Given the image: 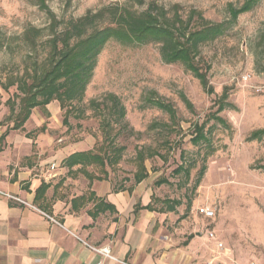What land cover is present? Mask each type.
Returning <instances> with one entry per match:
<instances>
[{"label":"rangeland","instance_id":"374dc122","mask_svg":"<svg viewBox=\"0 0 264 264\" xmlns=\"http://www.w3.org/2000/svg\"><path fill=\"white\" fill-rule=\"evenodd\" d=\"M40 1L0 0L1 133L12 125L10 103L18 102L15 86L6 89L2 84L46 53L39 44L30 53L22 37L25 29L42 28L47 36L51 32L47 11L60 21L59 31L68 20L89 11L101 13L97 24L106 25L117 9L145 7L133 6L129 0H43L45 7ZM149 1L163 6L169 16L177 12L187 18L197 10L207 21L223 24V33L199 45L197 54L209 64L212 92L181 63L164 62L159 43L124 44L111 39L97 56L82 101L58 109V101L53 100V116L42 114V125L34 127L37 118L17 133L33 137L48 126L59 145L70 142L81 151L106 148L110 153L100 126L103 120L109 122V139L124 150L118 163L105 166L108 181L117 188L134 184L136 154L142 148L148 171L142 181L152 189V206L159 209L179 202L174 210L165 211L171 216L167 230L174 237L212 230L223 248L212 245L211 264L216 258L223 263L255 264L264 246V132L253 135L264 129V0H250V9L236 18L229 8L237 9L247 0H145L146 4ZM108 94L124 108L122 119L116 112L102 110L112 104ZM152 100L169 104L174 119ZM197 127H201L199 139ZM153 151L160 156H148ZM87 170L100 174L96 165ZM161 179L166 182L157 184ZM203 208L213 210V217L206 218Z\"/></svg>","mask_w":264,"mask_h":264},{"label":"crops","instance_id":"0c3cea01","mask_svg":"<svg viewBox=\"0 0 264 264\" xmlns=\"http://www.w3.org/2000/svg\"><path fill=\"white\" fill-rule=\"evenodd\" d=\"M50 106L53 102L46 106L53 116ZM43 117L34 108L23 129L37 118L34 127L42 125ZM17 131L0 140V264H205L211 259L212 245L217 247L206 241L208 230L174 237L167 230L170 213L146 208L152 205L148 184L117 188L107 179L90 181L79 165H64L81 151L78 146L59 145L48 126L33 137ZM91 247H108L115 259ZM220 261L225 262L216 258L212 264H230ZM255 264H264V246Z\"/></svg>","mask_w":264,"mask_h":264},{"label":"trees","instance_id":"16d2710c","mask_svg":"<svg viewBox=\"0 0 264 264\" xmlns=\"http://www.w3.org/2000/svg\"><path fill=\"white\" fill-rule=\"evenodd\" d=\"M129 1L133 6L145 5V7L135 10L117 9L112 14L113 21L106 25L97 24L101 13L92 14L89 11L81 17L68 20L59 31L56 29L60 21L47 11L51 20V32L47 36L42 28L29 27L24 30L22 37L30 53L36 50L37 44L45 48L46 53L42 60H33L29 65L24 66L21 74L9 76L7 82L2 84L6 89L15 86V97L18 102L10 103L12 125L6 127L0 140H3L11 130H23V125L34 108H38L47 117L49 111L46 106L53 100L58 101L61 108L82 101L86 86L92 78L97 56L111 39L119 40L124 44H145L151 41L159 43L164 62L181 63L199 80L208 93L212 92L207 80L209 64L197 58V54L199 45L223 33V24L207 21L197 10H191L187 18H183L177 12L169 16L164 7L157 5L155 1H149L147 4L145 0ZM40 4L45 7L43 0ZM251 5L252 2L247 0L237 9L230 7L231 17L236 18L239 13L248 11ZM43 37L47 38L43 39ZM1 47L2 42H0ZM107 96L112 104L107 107L104 105L102 110L107 108L111 115H115L116 112L117 119H122L125 110L119 106L118 98L113 94ZM152 101L158 108L170 113L174 119L175 113L169 104L160 100ZM222 107L223 104H220L218 109L221 110ZM63 121L65 123L66 119L64 118ZM100 126L105 139H108L106 146L111 147L110 153L106 148H101L100 152L77 151L64 161V165L68 168L79 165L90 181L106 179L108 172L105 166L118 163L121 158L120 153L124 150V146H113V140L109 139L111 129L109 122L103 120ZM43 130L44 128L41 127V131ZM196 130L198 131L196 139H199L202 136L201 127H197ZM263 132L264 129L256 130L253 135L257 136ZM153 155L160 156L157 151L148 154L150 157ZM145 159L144 150L140 148L136 154L137 170L133 174L134 184L141 182L148 175ZM90 165L98 166L100 174L88 172L86 169ZM202 173L203 168L200 171V174ZM165 182V179H161L157 184ZM173 204L168 203L165 208L159 209L148 204L146 208L165 212L174 210L179 202Z\"/></svg>","mask_w":264,"mask_h":264},{"label":"built area","instance_id":"2783aa9c","mask_svg":"<svg viewBox=\"0 0 264 264\" xmlns=\"http://www.w3.org/2000/svg\"><path fill=\"white\" fill-rule=\"evenodd\" d=\"M56 167V163L55 162H52L50 164V168L53 170L54 168ZM202 212H203V215L206 217V218H211L213 217L214 215V212L213 210H211L210 208H203L202 209ZM207 238L209 240H214L215 241V245L217 248H223V244L222 242L216 240L215 238V234L212 230H208L207 233ZM95 252H97L100 256H103V257H106V258H110V259H115L114 256L112 255L110 249L108 247H101V248H95V247H91ZM122 264H128V263H125V262H121ZM207 264H211L210 261L207 262Z\"/></svg>","mask_w":264,"mask_h":264}]
</instances>
